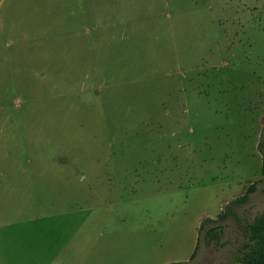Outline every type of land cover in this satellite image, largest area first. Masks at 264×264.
<instances>
[{
    "label": "rangeland",
    "instance_id": "374dc122",
    "mask_svg": "<svg viewBox=\"0 0 264 264\" xmlns=\"http://www.w3.org/2000/svg\"><path fill=\"white\" fill-rule=\"evenodd\" d=\"M46 1L0 0V264H239L264 210V0Z\"/></svg>",
    "mask_w": 264,
    "mask_h": 264
},
{
    "label": "trees",
    "instance_id": "16d2710c",
    "mask_svg": "<svg viewBox=\"0 0 264 264\" xmlns=\"http://www.w3.org/2000/svg\"><path fill=\"white\" fill-rule=\"evenodd\" d=\"M258 148L260 152H264V141L259 143ZM252 190L253 187L250 186L241 197L227 204L216 219L207 218L200 223L195 250L200 242L214 248L222 245L220 240L223 233V226L221 223L232 214L230 206L243 203L247 200ZM246 237L247 242L236 261L239 264H264V210L247 225ZM194 253L191 255V258L194 256Z\"/></svg>",
    "mask_w": 264,
    "mask_h": 264
},
{
    "label": "crops",
    "instance_id": "0c3cea01",
    "mask_svg": "<svg viewBox=\"0 0 264 264\" xmlns=\"http://www.w3.org/2000/svg\"><path fill=\"white\" fill-rule=\"evenodd\" d=\"M49 9L52 8H73V9H84L87 5V0H48L45 3ZM72 26L70 27V29ZM73 29V28H72Z\"/></svg>",
    "mask_w": 264,
    "mask_h": 264
}]
</instances>
